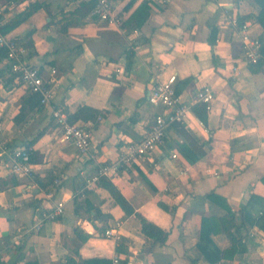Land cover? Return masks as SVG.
<instances>
[{
    "label": "crops",
    "instance_id": "1",
    "mask_svg": "<svg viewBox=\"0 0 264 264\" xmlns=\"http://www.w3.org/2000/svg\"><path fill=\"white\" fill-rule=\"evenodd\" d=\"M33 1L4 11V20ZM38 1L46 6L24 14L8 33L50 81L54 96L47 106L37 104L1 57L2 136L11 148L30 147L34 173H13L9 157L0 156V264H264V228L256 223L262 217L264 224V63L245 60L234 22L245 18L261 39L258 3L114 0L124 15L119 26L77 12L72 0ZM237 64L239 74L231 79ZM172 74L187 102L203 85L213 87L204 122L193 111L187 122L167 128L151 156L104 177L103 184H88L98 164L114 161L123 143L142 136L161 109L149 101V89ZM55 106L91 130L90 154L59 141ZM185 143L205 154L190 163L181 150ZM211 191L235 211L237 224L245 223L240 251L213 263L197 246L202 219L223 216L228 208L203 197ZM118 196L135 212L126 214ZM59 202L63 215L30 230L41 209ZM97 209L108 219L98 218ZM138 214L169 231L164 244L144 234ZM116 220L122 223L119 241L103 236ZM213 238L220 248L231 245L225 232Z\"/></svg>",
    "mask_w": 264,
    "mask_h": 264
},
{
    "label": "built area",
    "instance_id": "2",
    "mask_svg": "<svg viewBox=\"0 0 264 264\" xmlns=\"http://www.w3.org/2000/svg\"><path fill=\"white\" fill-rule=\"evenodd\" d=\"M81 1L94 2L90 16L95 17L99 21L119 26L123 24L124 15L114 0H77V2ZM170 1L161 0V3L166 4ZM3 9L7 13H13L16 6L10 8L8 5H3ZM4 18L3 12L0 11V49H4L3 60L8 63L9 70L15 79L30 92L38 95L41 106L49 105L54 96L50 81L44 78L38 66L27 61L23 47L17 38L11 36L8 32H3ZM234 22L241 35L243 57L248 63L258 64L263 57L261 39L251 34L249 21L240 22L238 18H235ZM52 71L55 72L56 70L52 69ZM239 71L238 64L232 66L229 75L231 79H235ZM176 81V74H172L165 80L158 81L157 84L149 89V101L161 107V109L153 115L152 121L148 124V128L140 138L126 141L121 145L120 153L114 161L97 165L96 171L87 180L88 184L100 183L102 178L110 176L111 173L140 163L151 156L164 142L167 128L176 123L187 122L189 115L194 111L195 105L202 104L206 110L212 109L215 99V91L212 86L203 85L198 88L193 96V100L187 102L181 99L177 92ZM52 115L60 129L59 141L61 143L72 144L77 149L79 155L90 154L92 142L91 130L72 122L69 113L59 106L53 108ZM5 155L11 161L10 170L13 173L19 175H32L34 173L29 149L26 147L11 148L10 144L2 136V126L0 125V156L3 157ZM177 156V153L172 154L174 158H177ZM55 182L60 183L61 179L57 178ZM63 214L64 204L61 202L55 206L43 208L35 215L30 230L39 231L47 221L55 220ZM121 224L120 220H116L103 231V236L119 241L121 238ZM115 262H118V257L115 258Z\"/></svg>",
    "mask_w": 264,
    "mask_h": 264
},
{
    "label": "trees",
    "instance_id": "3",
    "mask_svg": "<svg viewBox=\"0 0 264 264\" xmlns=\"http://www.w3.org/2000/svg\"><path fill=\"white\" fill-rule=\"evenodd\" d=\"M23 0H4L5 5H8L10 8H13V6H17L19 2ZM74 2H77V0H72ZM258 5L260 6V12L256 16V20L264 27V0H255ZM46 6L44 2H40L38 0H35L31 2L27 7H25L22 11L15 13L13 18L9 21H5L2 30L3 32H9L12 28H14L21 20L24 14L27 16L31 14L32 12L38 10L41 7ZM94 6L93 1H81L77 2L76 10L83 14H88L91 9ZM147 16V14H146ZM249 17V16H247ZM246 17V18H247ZM240 22L243 21L245 18H238ZM138 25V24H137ZM140 25V24H139ZM215 36V35H214ZM262 41V54L263 57L260 59V64L264 63V33L261 37ZM212 44L215 43V39L211 40ZM131 53V52H129ZM4 54V49H0V60L2 55ZM129 61H128V68L132 65V56L128 54ZM33 99H36L37 104H39V99L37 97V94L32 95ZM87 110V107H83L80 110ZM79 110V111H80ZM194 111L197 114V116L203 120H205V115L207 113L204 105L197 104L194 106ZM78 117V113L76 114ZM18 120V116L16 118ZM72 122H74V119H70ZM43 134V131H40L38 135H36L32 141L30 142V146ZM189 141V140H188ZM182 152L184 156L187 158V160L190 163L197 162L203 155L205 154V151L195 148L194 145L185 143L184 145H181ZM31 153V157L33 155L30 147H27ZM34 158L32 157V160ZM106 180L104 178L101 179L100 184H103ZM204 198H210L212 200L218 201L223 206L228 208L227 213L223 216H205L202 219V225L200 229V236H199V242L197 244L198 249L200 250L201 254L208 259L211 263L216 262L217 260H220L221 258H234L235 255L240 251V244L243 240V230L245 229V223L242 222L241 224L236 223V213L234 210H232L227 204L225 199L220 198L214 191H211L203 196ZM117 202L121 205V207L124 209L125 213L130 215L135 212L134 208L129 204V202L123 197L118 196L116 198ZM244 213V211H243ZM96 215L98 218H101L102 220L108 219V215H104L101 213L99 209L96 210ZM141 222H142V230L144 234L148 237H151L155 242L164 244L167 241L169 231L167 229H164L163 227L159 226L156 223H153L151 221H148L143 216L138 214ZM244 217L246 218V212L244 213ZM262 217H259V219L256 221V223L261 227L264 228V224L262 222ZM78 233L82 235V231L80 229H76ZM218 232H225L229 238L231 239V245L227 248H220L216 241L213 238L214 234H217ZM87 235L83 234L82 239H87ZM96 260H84L81 264H95Z\"/></svg>",
    "mask_w": 264,
    "mask_h": 264
},
{
    "label": "rangeland",
    "instance_id": "4",
    "mask_svg": "<svg viewBox=\"0 0 264 264\" xmlns=\"http://www.w3.org/2000/svg\"><path fill=\"white\" fill-rule=\"evenodd\" d=\"M3 3H4V1H0V11L1 12H4L3 5H5V4H3Z\"/></svg>",
    "mask_w": 264,
    "mask_h": 264
},
{
    "label": "water",
    "instance_id": "5",
    "mask_svg": "<svg viewBox=\"0 0 264 264\" xmlns=\"http://www.w3.org/2000/svg\"><path fill=\"white\" fill-rule=\"evenodd\" d=\"M133 264H137V263H133Z\"/></svg>",
    "mask_w": 264,
    "mask_h": 264
}]
</instances>
